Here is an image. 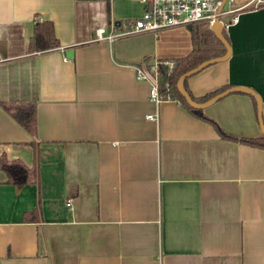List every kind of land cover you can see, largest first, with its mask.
<instances>
[{
	"label": "crops",
	"instance_id": "obj_1",
	"mask_svg": "<svg viewBox=\"0 0 264 264\" xmlns=\"http://www.w3.org/2000/svg\"><path fill=\"white\" fill-rule=\"evenodd\" d=\"M223 26V59L187 75L195 95L253 90L264 121V0ZM139 0H0V102H35V136L0 106V264H264V147L223 138L179 100L136 77L191 47L186 24L95 38L138 16ZM56 44L37 49L36 21ZM256 98L232 90L201 107L237 136L262 134ZM155 113L154 117L146 116ZM38 196V198H37ZM39 201L36 218L23 219ZM69 202V205L66 203Z\"/></svg>",
	"mask_w": 264,
	"mask_h": 264
},
{
	"label": "trees",
	"instance_id": "obj_2",
	"mask_svg": "<svg viewBox=\"0 0 264 264\" xmlns=\"http://www.w3.org/2000/svg\"><path fill=\"white\" fill-rule=\"evenodd\" d=\"M190 32V40L192 47L183 54H177L176 56H160L155 58L153 67H146L147 71L154 75L157 82V91L161 97L176 98L180 103L188 108L193 113L202 117L205 120L211 122L218 134L223 138H229L238 140L241 142H247L252 145L264 147V133L257 136H237L230 132L224 131L218 123L210 116L206 115L202 108L193 107L186 100L183 94L178 90L176 86L177 76L182 72L192 68L203 59L210 56L222 54L225 50V46L219 38L215 35L213 30L203 22L191 21L186 24ZM223 35H225L223 31ZM33 44L37 49H47L48 46L56 44V37L53 32V24L51 19L39 20L34 23L33 26ZM186 77L183 78L182 84L187 92H189L191 98L197 101H203L209 98L210 95L218 92L225 87H217L210 89L201 95L192 94L186 86ZM0 106L15 120V122L25 129L28 133L35 136L36 129V113L35 102H0ZM264 122V121H263ZM34 147V165L28 167L24 161L17 159H6L1 157L0 168L6 172L8 181L13 184H21L27 181L36 183L37 177V145L36 140H31ZM38 198V196H37ZM39 201L37 199L36 205L32 210H28L23 213V219H30L32 216L36 218L39 214Z\"/></svg>",
	"mask_w": 264,
	"mask_h": 264
},
{
	"label": "built area",
	"instance_id": "obj_3",
	"mask_svg": "<svg viewBox=\"0 0 264 264\" xmlns=\"http://www.w3.org/2000/svg\"><path fill=\"white\" fill-rule=\"evenodd\" d=\"M142 10L138 16L122 21H111L108 28L97 26L95 38L112 39L113 37L144 30L159 31L162 27L183 25L191 21L203 22L210 27L215 20L226 26L238 19L239 10L249 1L238 3L237 0H139ZM258 0H256L257 2ZM136 77H148L151 80L148 93L153 99H160L157 82L153 74L136 68ZM154 117L155 113L147 112ZM69 205V202L66 203Z\"/></svg>",
	"mask_w": 264,
	"mask_h": 264
},
{
	"label": "water",
	"instance_id": "obj_4",
	"mask_svg": "<svg viewBox=\"0 0 264 264\" xmlns=\"http://www.w3.org/2000/svg\"><path fill=\"white\" fill-rule=\"evenodd\" d=\"M210 28L213 30L215 35L219 38L221 43H223V45L225 46L224 52L222 54L210 56L206 59H203L201 62H199L198 64H196L192 68H190V69L182 72L181 74H179L177 76L178 78L176 81V86H177L178 90L183 94V96L185 97V100L190 105H192L193 107H200V108L209 104L211 101L219 98L220 96H223L228 91H232V90L247 91V92L253 94L256 98V105L255 106H256L257 122H259L260 129H261L262 133H264V122H263L262 117H261V106H260L258 97L256 96V93L253 90L249 89L248 87H245L242 85L241 86H237V85L226 86L225 88L219 90L218 92L210 95L209 98H207L206 100H203V101H197L195 99L193 100L191 98L189 92H187L185 90V88L183 87L182 80L184 77H186L187 75H189V74L193 73L194 71L200 69L201 67L207 65L209 62L223 59L224 57H226L229 54L230 44L228 43L226 37L223 35V27L220 24V22L215 20L214 22L211 23Z\"/></svg>",
	"mask_w": 264,
	"mask_h": 264
}]
</instances>
